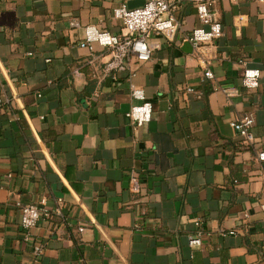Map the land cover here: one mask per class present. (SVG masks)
<instances>
[{
  "label": "crops",
  "instance_id": "1",
  "mask_svg": "<svg viewBox=\"0 0 264 264\" xmlns=\"http://www.w3.org/2000/svg\"><path fill=\"white\" fill-rule=\"evenodd\" d=\"M127 2L0 0V264H264V2L218 0L225 34L196 48L181 0L174 39L154 33L151 59H130L154 106L140 127L128 74L105 76L108 50L81 46L87 25L122 34ZM247 115L252 143L231 125ZM17 202L49 211L32 241Z\"/></svg>",
  "mask_w": 264,
  "mask_h": 264
},
{
  "label": "built area",
  "instance_id": "2",
  "mask_svg": "<svg viewBox=\"0 0 264 264\" xmlns=\"http://www.w3.org/2000/svg\"><path fill=\"white\" fill-rule=\"evenodd\" d=\"M196 7L197 26L191 31L188 38L196 48L213 44L216 40L224 36V27L218 20L213 9L218 0H190ZM238 1V0H232ZM264 2V0H259ZM181 0H146L143 6L129 8L127 4L114 9V16L123 23L122 34H113L106 29H99L95 25L85 27V38L81 42L82 47L94 49V44L106 48L109 52V59L105 62L102 71L105 76L117 79L119 75L127 73L130 79V94L138 103L133 104L126 117L136 126L140 127L152 120L154 106L147 100L144 87L133 82L136 76L135 70L130 66V59L135 57L139 62L151 59L153 48L150 39L154 33L164 34L168 39L173 40L181 28V20L177 15ZM241 20V19H240ZM72 25H78L72 22ZM206 77L213 78L211 70L205 72ZM262 72L257 68H247L242 75V86L247 89H257L260 85ZM192 92L193 88H187ZM216 90L221 91L229 100L239 94L238 87H225L218 85ZM2 100L0 99V104ZM231 125L237 129L244 142L252 143L255 139L252 128L254 118L245 116L231 121ZM258 158L264 161V151L259 152ZM16 205L21 211V226L24 229V239L32 241V229L37 226L43 215H49L45 207L34 203L17 202ZM261 209L264 212V193L261 201ZM84 228H80L83 231ZM201 244L199 237L191 239V245ZM45 249L43 242L33 243V254L39 259Z\"/></svg>",
  "mask_w": 264,
  "mask_h": 264
},
{
  "label": "water",
  "instance_id": "3",
  "mask_svg": "<svg viewBox=\"0 0 264 264\" xmlns=\"http://www.w3.org/2000/svg\"><path fill=\"white\" fill-rule=\"evenodd\" d=\"M146 3V0H128L127 5L129 8H135L143 6Z\"/></svg>",
  "mask_w": 264,
  "mask_h": 264
}]
</instances>
